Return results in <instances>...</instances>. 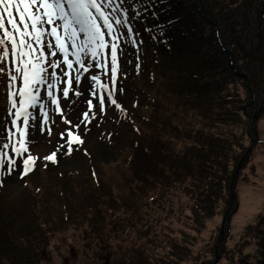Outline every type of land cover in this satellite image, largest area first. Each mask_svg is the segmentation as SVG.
Masks as SVG:
<instances>
[{
	"label": "rangeland",
	"instance_id": "obj_1",
	"mask_svg": "<svg viewBox=\"0 0 264 264\" xmlns=\"http://www.w3.org/2000/svg\"><path fill=\"white\" fill-rule=\"evenodd\" d=\"M152 1L124 0L121 5L128 10L135 44L127 29H120L124 36L117 41L115 76L110 55L107 60L102 56H97L95 62L86 59L85 64L93 66L87 73L81 71V81L77 83L73 79L70 86L67 80L71 77L61 71L64 65L55 69L60 77L55 81V95L64 117L72 125L65 124L60 112L55 110L56 105L45 91L46 85H32L34 94L42 98L43 107L37 104L28 108L32 113L27 117L29 126L23 127V115L13 124L16 117L10 111L15 113L16 109L11 107L9 71L12 69L11 74L18 77L19 73L13 68L11 43L5 41L9 55L0 62L3 70L0 71V148L4 143L9 148L3 149L7 156L0 167V264H35L47 257L45 264H54L55 259L65 258L60 247L56 249L53 243L66 247L70 235L57 232L51 240H42L48 230L63 223L64 204L57 201L56 216V207L47 210L43 204L55 195L46 186L52 182L78 188L71 185V177L77 171L88 177L81 183L97 181L98 189L81 193L79 198H84L69 205L67 211L75 221L88 212L93 213L90 217L96 224L95 238L101 245L84 249L81 262H75L80 258L72 247L66 249L63 253L71 264H264V0H154V5H164L161 7L170 25L183 18L196 31L199 28L201 40L192 43L190 36L175 28L176 24L172 25L166 46L159 39L162 32L156 30L158 38L147 30V23L152 24L149 18L154 15ZM53 20V24L44 26L49 31L57 27V35H62L58 26L63 21L55 17ZM5 27L11 29L6 14ZM188 32L194 33L191 27ZM47 40L55 42L50 35L44 37L45 43ZM62 43H67L73 51L69 41ZM33 47L37 49L30 54L33 62H37L35 57L50 51L45 48L40 52V46L35 43ZM3 52L4 47L0 46V53ZM105 52L110 53V48ZM57 55L60 56L58 49ZM69 59L74 61L75 57L70 55ZM41 67L53 71L46 63ZM92 76H97L99 83ZM100 84L109 86L113 92L111 98L120 108L110 103L109 91ZM16 86H22L19 78ZM66 87H70L67 101L59 91ZM73 89L82 90L83 95L76 97ZM93 91L104 96L103 113L96 107L89 110L87 100L91 99L94 106L98 104ZM144 104L143 122L134 127L142 121L137 107ZM85 111L90 117L96 113L90 123L83 118ZM17 126L21 131H17ZM134 130H138L136 138L132 136ZM77 136L83 143L74 139ZM18 140H23L28 149L21 155L12 150L19 146ZM151 149L154 154H146ZM53 152L54 161L44 159ZM29 153L38 159L24 175L23 160ZM150 157L169 162L174 169L168 180L156 171L151 176L154 179L160 176L169 183L175 208V215H163L164 222L157 225V246L156 239L154 245L149 244L152 235L142 227H132V240V234L125 237L128 233L121 223L124 220L104 218L107 206L111 213L115 211L112 216L125 213L126 221L136 214L134 210L124 212L119 207L132 205L136 188L132 182L143 181L141 175ZM131 158L134 160L129 168ZM110 163L113 165L106 167ZM90 176L96 180H90ZM174 181L180 183L175 191ZM147 186L142 184L143 188ZM164 190L167 191L166 187ZM103 193L107 198L101 201L98 194ZM95 200L98 204L93 207ZM52 218L55 225L49 223ZM149 220L143 221L145 227ZM41 221L45 222L44 226ZM109 223L125 236L111 235ZM85 225L90 224L80 222V230ZM37 228L39 232L35 235ZM75 242L73 239L72 243ZM34 245L38 256L32 253Z\"/></svg>",
	"mask_w": 264,
	"mask_h": 264
},
{
	"label": "snow or ice",
	"instance_id": "obj_2",
	"mask_svg": "<svg viewBox=\"0 0 264 264\" xmlns=\"http://www.w3.org/2000/svg\"><path fill=\"white\" fill-rule=\"evenodd\" d=\"M123 2L124 0H0V32H2L0 46L4 47V52L0 53V62H3L9 55V47L5 43L8 40L11 43L13 68L15 72L19 73L18 77L11 74L12 69L9 71L11 107L16 109L15 113L10 111V114L16 117L13 120L14 125L17 124V120L23 115L25 117L23 119V127L27 128L29 126L27 117L32 116L28 108L40 104L42 98L34 94L32 85H46L45 91L47 96L52 98V103L56 105L55 110L60 112L65 124L72 125V121L64 117L59 99L55 95V81L60 79L55 69L59 68L62 64L64 65L61 71L64 76L71 77L67 80V84L70 86L73 79L77 83L81 81V71L87 73L93 66L92 63L85 64L86 59L90 58L91 61L95 62L97 56H102L107 60L110 55L111 71L113 76H115L117 72V50L119 47L117 41L124 36V32L120 31V29L126 28L130 37H132L133 32L132 25L129 22L128 10L121 7ZM65 4H67V8H65ZM33 9H35L34 12ZM5 14L7 15V22L11 26V29L5 27ZM53 17L63 21V24L58 26L62 28V35H57V27H52L49 31L44 26L46 24H53ZM21 25L23 26L22 28ZM46 35L53 36L55 42L47 40L45 43L44 37ZM106 35L108 36L107 40L105 39ZM81 36L84 38L81 39ZM132 39L135 44V38L132 37ZM63 40L70 42V47L73 51H70L67 43H62ZM33 43L40 46L39 51L42 53L45 48L50 50L41 56L35 57L37 62H33V58L30 55L37 51L33 47ZM140 43L143 42L140 41ZM108 48H110V53L105 52V49ZM57 49L60 52V56L57 55ZM120 51L122 52L123 50L121 49ZM70 55L75 57L74 61L69 59ZM49 57L55 59H49ZM44 63L52 68L53 71L48 72L46 67H41ZM73 70L75 71L74 76L72 75ZM0 71L3 70L0 69ZM43 73H47V75H43ZM18 78L22 84L19 88L16 86ZM84 79H88V77L85 76ZM91 79L99 83L97 76H92ZM100 87L105 88L106 86L100 84ZM12 89H16V91H12ZM59 91L62 92V98L67 101L70 87ZM72 91L76 97L83 95L82 90L73 89ZM112 95L113 92L109 91L110 103L120 108L117 101L111 98ZM92 96L98 100V104L94 106L91 99L87 100L89 110L92 107H96L98 111L103 113L105 110L104 96L99 95L95 91L92 92ZM40 106L43 107L42 104ZM95 115L96 113L93 112L90 117L89 112L85 111L83 118L90 123L91 119L95 118ZM44 116V123L47 124V113H44ZM73 127H79V125H74ZM17 131H21L19 126H17ZM48 132L51 134V128L48 129ZM21 135H23V132H21ZM68 135L72 136L71 130H69ZM61 136H63V133H61ZM74 139L79 143H83L78 136ZM71 143L72 140L69 141V154L71 152ZM17 144L19 146H14L12 149L17 155L28 151L23 140H18ZM8 148L9 144L7 143H4L3 147L0 148V167L5 163V157L7 156V153L3 149ZM55 155L56 153L53 152L51 155L44 157V159L54 161ZM36 159L38 157H34L29 153L27 158L23 160L25 166L24 175L28 174ZM8 160L11 164H15V161L11 157H8Z\"/></svg>",
	"mask_w": 264,
	"mask_h": 264
},
{
	"label": "trees",
	"instance_id": "obj_3",
	"mask_svg": "<svg viewBox=\"0 0 264 264\" xmlns=\"http://www.w3.org/2000/svg\"><path fill=\"white\" fill-rule=\"evenodd\" d=\"M152 4L154 5V0L152 1ZM161 6L164 7V5L161 3H160V5L159 4L154 5V8L152 9V12L154 11V15H153L154 19L149 18V20L152 24L147 23V30L149 32H151V34H153L155 37H158L156 30H158L160 33L162 32V34L160 35V38L159 37L158 38L162 40L163 46L169 45L168 32L172 31L171 30L172 25H174V24H176L175 28L183 31L186 34V36L191 37L192 43L201 40L199 38L200 37L199 28L196 31V28L194 26L192 27V24L190 26H189V24H186L183 18L181 19V22H180V20H178V21L172 22V24L170 25L169 24L170 21L167 22V20L165 19L168 17L165 16L164 8H162ZM148 15H150V14H148ZM186 21H187V19H186ZM190 27H191V30L194 31V33H193L194 35L191 34L190 32L187 33V30L190 29ZM197 27H198V25H197ZM185 43H189V42L185 41ZM144 107L146 108V104L140 105L137 107L140 110L139 119L142 121L135 123L134 127L137 126L138 124H141V122H143ZM132 136H134L136 138L138 136V130H134L132 133ZM157 137H160V136H157ZM135 142H136V140L134 141V143ZM146 154H149V155L154 154V150L153 149L147 150ZM125 156H126V154L122 157V159ZM134 158L130 159V161L128 163L129 168L131 167V162H133ZM158 160H159L158 157H150L149 163H148V165L145 166V168L143 169L144 172H142V175H141L142 176L141 179L143 181H141L139 179L138 182H137V180H134L132 182L133 185L136 187L134 190L135 191L134 198L131 202L132 205H129V206L126 205V206H120L119 207V210L123 208L124 212H128L127 210H131L133 212V210H134L136 212V214H132V216H130L126 221L124 219L127 217L125 215V213L121 214V212L120 213L118 212L116 215L112 216V214H114L115 211L113 210L111 213V211H109L110 207L109 206L106 207L107 212L105 213L106 216H104V218H106V220L110 219L111 221H113V217H117L120 220V222L122 220H124V222H121V223H122V225L124 224L126 232L128 233L127 236H125V233L124 234L119 233V231L114 230L112 225L109 223L111 225V227H110V229H111L110 231L112 232V233H110L111 235L113 233L114 234L117 233V236H119V234H121L120 237H123V236L129 237V235L132 234V231H133L132 227L133 226H136V227L140 226V227H142V229H144L145 233L148 232L149 236L152 235L151 237H149V238H151L149 241V244L153 242V245H154L155 239L157 240L156 246L159 243V236L157 235L158 232H156L157 227H158L157 225L164 222L165 217L163 215H167V214H168V216H170V214L172 215L175 208H174V204H173V197L171 195L172 189L170 188V185L167 186V184H169V183L168 182L166 183V180L164 181L163 178H161L160 176H158L157 179H154L151 177L153 175V173L156 171L158 174L162 175V177H166V179L168 180L169 175L171 176L172 172L174 171V169L172 168V165L169 162L167 164L165 162L158 161ZM110 165H113V163L106 165V167H109ZM115 166L117 168L118 163H115ZM71 178H72L71 185L72 186L77 185L78 188H73V189H71V187L66 188V186H63L60 183H57L58 181L52 182L51 184L46 185L47 187L54 190L55 195L51 196L49 201L47 203L43 204V207L47 210H51V209L56 207V209L58 211V213H54V215L56 216L59 214V210L57 208L58 206L56 203L58 200H60L64 204L65 209L62 210V216H63V220H64L63 223H58L57 224L58 226H57L54 224L55 219L52 218L49 221V223H50V225L51 224L55 225L54 230H48L46 232V236H43L42 240H45V239L51 240L52 237H54L53 235H56L57 232L64 234V235H70V237H71V241H69V244H67L66 247L63 246V248H62L60 246V244H54L53 243V245H56L54 247H56V249H59V247H60L62 255H65L64 259L57 258V261L55 259L54 264H63L64 262H66V264H71L68 257L66 256V253H63V251H66V249L69 250V248L72 247L74 249V252H76V254L78 255L77 258H80V259H75V262H78V261L81 262V259L84 258V256L82 255V251L84 249H88V248L89 249H92V248L95 249L96 247L99 246V244L101 245L99 240L95 238L94 230H95L96 224L94 225L92 223L93 217H90L93 213L88 212L80 220L75 221V220L70 218L71 214L69 211H67L69 205H72L73 203L76 204L77 201H81L84 198L83 196L79 198L81 193L85 194L86 192H89L90 190L98 189V186H97L98 182L94 181V183H93V182L87 181V182L81 183L82 181L86 180L88 177H87V175H81V173L79 171H77L76 173H73ZM101 178H104V177H101ZM89 179L90 180H96L92 176H90ZM143 183L148 184V186L146 188H143L142 187ZM175 183H176V181H174V185H173L174 191L176 190V186L178 184H180L178 182L176 184ZM85 184H87V185H85ZM163 187H166V190H167V187H168V189L170 188V191H168V190L162 191ZM41 189H40V191H41ZM80 189H81V191H79ZM98 198H100L101 201H103L107 197L103 193V195L98 194ZM98 198L96 199L97 201H98ZM96 200L93 201V203H92L93 207L96 203L98 204V202H96ZM33 204H34V207L36 208L37 202H34ZM92 206H90V207H92ZM97 207H100L102 209L101 206H97ZM97 209H99V208H97ZM108 215H111V217H108ZM173 215H175V214H173ZM145 218L150 219L149 224L146 227L144 226L145 222H143V221H145ZM132 219L134 221H132ZM80 222L89 223L90 225L89 226L85 225L84 229L80 230V227H79ZM141 222H143V223H141ZM41 223L43 224L41 226H44L45 222L43 223V221H41ZM49 228H51V226H49L48 229ZM37 230H38V228L35 231H37ZM38 232L39 231H37V233L35 232L34 234L38 235ZM130 238H132V240H133V234ZM73 239L76 240V242L74 244L72 243ZM137 247H138V245H137ZM32 248H33L32 253L35 254V256H38L39 252L37 251L36 245H34V247H32ZM138 248L143 249V246L138 247ZM151 249H152V247H151ZM40 259L41 260L35 264H45L48 262L49 257H47V259H45V260H42V258H40Z\"/></svg>",
	"mask_w": 264,
	"mask_h": 264
},
{
	"label": "bare ground",
	"instance_id": "obj_4",
	"mask_svg": "<svg viewBox=\"0 0 264 264\" xmlns=\"http://www.w3.org/2000/svg\"><path fill=\"white\" fill-rule=\"evenodd\" d=\"M81 86H82V88H84V83H82V85H81Z\"/></svg>",
	"mask_w": 264,
	"mask_h": 264
},
{
	"label": "water",
	"instance_id": "obj_5",
	"mask_svg": "<svg viewBox=\"0 0 264 264\" xmlns=\"http://www.w3.org/2000/svg\"><path fill=\"white\" fill-rule=\"evenodd\" d=\"M254 122V120L252 119V123Z\"/></svg>",
	"mask_w": 264,
	"mask_h": 264
}]
</instances>
